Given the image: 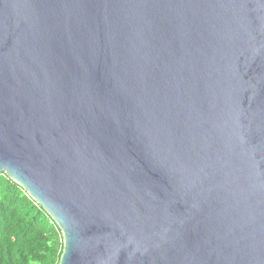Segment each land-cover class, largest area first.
Wrapping results in <instances>:
<instances>
[{
    "label": "water",
    "instance_id": "1",
    "mask_svg": "<svg viewBox=\"0 0 264 264\" xmlns=\"http://www.w3.org/2000/svg\"><path fill=\"white\" fill-rule=\"evenodd\" d=\"M0 173L58 264H264V0H0Z\"/></svg>",
    "mask_w": 264,
    "mask_h": 264
},
{
    "label": "trees",
    "instance_id": "2",
    "mask_svg": "<svg viewBox=\"0 0 264 264\" xmlns=\"http://www.w3.org/2000/svg\"><path fill=\"white\" fill-rule=\"evenodd\" d=\"M59 229L4 173H0V264H58Z\"/></svg>",
    "mask_w": 264,
    "mask_h": 264
}]
</instances>
